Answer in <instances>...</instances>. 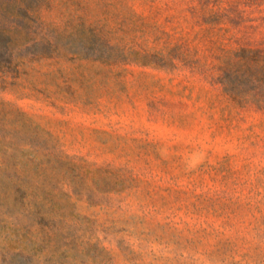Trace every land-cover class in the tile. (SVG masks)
<instances>
[{"label":"rangeland","instance_id":"1","mask_svg":"<svg viewBox=\"0 0 264 264\" xmlns=\"http://www.w3.org/2000/svg\"><path fill=\"white\" fill-rule=\"evenodd\" d=\"M264 0H0V264H264Z\"/></svg>","mask_w":264,"mask_h":264},{"label":"trees","instance_id":"2","mask_svg":"<svg viewBox=\"0 0 264 264\" xmlns=\"http://www.w3.org/2000/svg\"><path fill=\"white\" fill-rule=\"evenodd\" d=\"M224 91L238 104L264 109V55L261 49L240 47L228 58L219 75Z\"/></svg>","mask_w":264,"mask_h":264}]
</instances>
